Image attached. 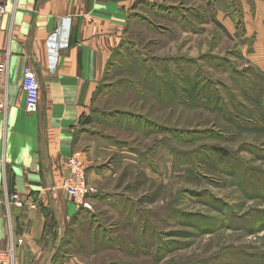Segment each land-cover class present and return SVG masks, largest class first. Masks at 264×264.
<instances>
[{
	"label": "rangeland",
	"instance_id": "rangeland-1",
	"mask_svg": "<svg viewBox=\"0 0 264 264\" xmlns=\"http://www.w3.org/2000/svg\"><path fill=\"white\" fill-rule=\"evenodd\" d=\"M161 29L124 45L80 126L109 191L62 261L264 264V41Z\"/></svg>",
	"mask_w": 264,
	"mask_h": 264
},
{
	"label": "crops",
	"instance_id": "crops-1",
	"mask_svg": "<svg viewBox=\"0 0 264 264\" xmlns=\"http://www.w3.org/2000/svg\"><path fill=\"white\" fill-rule=\"evenodd\" d=\"M0 3L6 10L0 17L1 101L7 106L0 122V250H13L14 260L7 264H87L68 253L69 260L61 258L77 244L75 225L82 219L62 184L68 159L80 153L91 185L100 189L92 202L109 191L105 181L111 172L99 168L108 148L85 142L80 126L102 95L99 88L115 57L143 24L163 32L179 29L199 44L213 38L223 43L226 34L235 41L257 35L264 41V0ZM69 20V31L61 32ZM54 36L60 46L57 54L49 49ZM26 66L34 68L41 84L35 114L26 111L22 89ZM16 193L26 202L23 208L7 204V197Z\"/></svg>",
	"mask_w": 264,
	"mask_h": 264
},
{
	"label": "built area",
	"instance_id": "built-area-1",
	"mask_svg": "<svg viewBox=\"0 0 264 264\" xmlns=\"http://www.w3.org/2000/svg\"><path fill=\"white\" fill-rule=\"evenodd\" d=\"M6 13L4 4L0 3V17ZM71 28V22L62 26L61 32H68ZM55 37V38H54ZM49 40V49L52 54H57L60 46L57 42V36ZM4 75V68L0 67V122L6 113L7 106L1 101V88ZM22 89L26 96V111L30 114L39 112V105L41 100V84L38 75L32 66H26L23 70ZM68 173L63 181L62 189L68 197L72 199L79 210L91 211L93 209L92 196L96 194V188L91 185L88 175L87 167L82 159L80 153L73 154L67 162ZM7 204H14L18 208H23L26 202L19 194H12L7 197ZM35 208L34 205L30 206ZM14 260V252L0 250V264H7Z\"/></svg>",
	"mask_w": 264,
	"mask_h": 264
},
{
	"label": "trees",
	"instance_id": "trees-1",
	"mask_svg": "<svg viewBox=\"0 0 264 264\" xmlns=\"http://www.w3.org/2000/svg\"><path fill=\"white\" fill-rule=\"evenodd\" d=\"M98 93L100 94L101 92H100V90L98 91ZM87 118V117H86ZM85 122H87V123H91V118H87V119H85Z\"/></svg>",
	"mask_w": 264,
	"mask_h": 264
}]
</instances>
